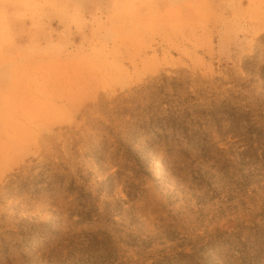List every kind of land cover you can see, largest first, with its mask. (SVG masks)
<instances>
[{"label": "rangeland", "instance_id": "374dc122", "mask_svg": "<svg viewBox=\"0 0 264 264\" xmlns=\"http://www.w3.org/2000/svg\"><path fill=\"white\" fill-rule=\"evenodd\" d=\"M0 264H264V0H0Z\"/></svg>", "mask_w": 264, "mask_h": 264}]
</instances>
